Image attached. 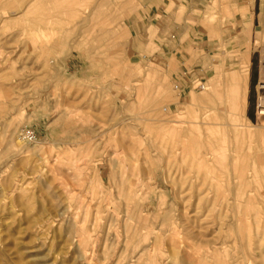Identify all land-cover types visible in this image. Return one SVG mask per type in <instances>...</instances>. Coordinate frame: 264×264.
Segmentation results:
<instances>
[{
  "label": "rangeland",
  "instance_id": "obj_1",
  "mask_svg": "<svg viewBox=\"0 0 264 264\" xmlns=\"http://www.w3.org/2000/svg\"><path fill=\"white\" fill-rule=\"evenodd\" d=\"M261 60L264 0H0V264H264Z\"/></svg>",
  "mask_w": 264,
  "mask_h": 264
},
{
  "label": "bare ground",
  "instance_id": "obj_2",
  "mask_svg": "<svg viewBox=\"0 0 264 264\" xmlns=\"http://www.w3.org/2000/svg\"><path fill=\"white\" fill-rule=\"evenodd\" d=\"M248 63H249L248 58L244 57L242 59L243 66L240 69L235 70V72H232L226 81L234 95L233 101L231 100L232 102L230 103V108L235 114L237 115L240 114V116H243L245 114L244 111L246 107L245 96H246L247 80H248ZM228 91L230 92V89ZM257 113L258 115L262 116V118H264V108L258 109ZM245 118L247 119V117Z\"/></svg>",
  "mask_w": 264,
  "mask_h": 264
},
{
  "label": "built area",
  "instance_id": "obj_3",
  "mask_svg": "<svg viewBox=\"0 0 264 264\" xmlns=\"http://www.w3.org/2000/svg\"><path fill=\"white\" fill-rule=\"evenodd\" d=\"M257 89H261V93L257 94L255 112L258 115V109L264 108V60H261V67L259 72V79L257 81ZM197 87L201 90L205 89L204 83H198ZM174 88L177 89L178 85L174 84ZM23 139L27 142H34L37 139L36 133L33 129L27 128L22 132Z\"/></svg>",
  "mask_w": 264,
  "mask_h": 264
},
{
  "label": "crops",
  "instance_id": "obj_4",
  "mask_svg": "<svg viewBox=\"0 0 264 264\" xmlns=\"http://www.w3.org/2000/svg\"><path fill=\"white\" fill-rule=\"evenodd\" d=\"M197 8L200 9L199 6H197ZM156 9H157V13H158V11H160V10H159L158 7ZM157 13L156 14L155 13L154 14H151L150 15V18L153 20L154 24L157 26V29L159 31V33H158V39H156V42L160 44V47H162V43H163L162 42L163 35H162V32H161V27H162V24H163V22H162V15L160 13L159 14H157ZM155 15H157V16H155ZM158 15H160V16L158 17ZM155 58H157L158 60H160V63H162L161 60L163 59V53H158L157 55H155Z\"/></svg>",
  "mask_w": 264,
  "mask_h": 264
},
{
  "label": "trees",
  "instance_id": "obj_5",
  "mask_svg": "<svg viewBox=\"0 0 264 264\" xmlns=\"http://www.w3.org/2000/svg\"><path fill=\"white\" fill-rule=\"evenodd\" d=\"M252 118V116H250Z\"/></svg>",
  "mask_w": 264,
  "mask_h": 264
}]
</instances>
